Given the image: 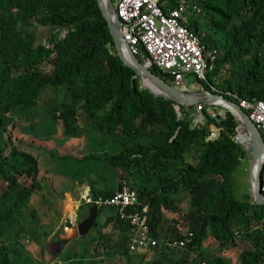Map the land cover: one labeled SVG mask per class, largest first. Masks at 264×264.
<instances>
[{
    "label": "trees",
    "instance_id": "1",
    "mask_svg": "<svg viewBox=\"0 0 264 264\" xmlns=\"http://www.w3.org/2000/svg\"><path fill=\"white\" fill-rule=\"evenodd\" d=\"M197 3L200 12L189 17L188 27L203 45L219 51L201 89L238 104V98L264 100V0ZM36 24L56 29L48 42L36 43ZM150 70L163 78L155 67ZM199 107L202 126L196 106L176 105L141 88L136 72L118 55L98 0H0V264H36L21 240L28 229L43 227L30 199L41 189L45 160L39 168L38 158L47 156L45 147L34 150L13 138L17 126L38 127L41 137H82L81 156L49 149L50 170L70 182L88 181L93 198L119 190L121 172L159 242L194 234L185 250L160 246L151 250V259L141 255L136 261L137 253L129 251L133 227L116 209L101 205L92 227L97 235L84 252L63 258L92 263L93 251L102 249L98 254L115 252L125 264H230L205 251L210 234L219 252L239 251V264H264V205L239 199L234 191L235 172L248 157L234 140L239 121L229 111L219 119L209 107ZM212 125L220 135L207 140ZM19 140L28 148L21 149ZM166 211L178 217L179 227L166 231ZM103 214L110 232L98 228Z\"/></svg>",
    "mask_w": 264,
    "mask_h": 264
},
{
    "label": "built area",
    "instance_id": "2",
    "mask_svg": "<svg viewBox=\"0 0 264 264\" xmlns=\"http://www.w3.org/2000/svg\"><path fill=\"white\" fill-rule=\"evenodd\" d=\"M114 3L124 39L149 69L155 67L162 74V79L182 92L191 91L188 90L191 80L207 82V73L216 62L219 51L203 45L188 27L189 17L200 12L197 0H177L174 6L171 0H115ZM238 99L239 106L261 134L264 133V100ZM210 114L215 117L219 113ZM219 135L220 129L212 125L207 140H215ZM262 182L264 193V172ZM81 199L88 204L114 208L121 219L131 224L129 251L132 253L142 254L160 246L185 250L193 242V232L163 243L154 238L150 233L146 208L143 211L138 209L143 206L142 202L125 181L110 197L93 198L86 191Z\"/></svg>",
    "mask_w": 264,
    "mask_h": 264
},
{
    "label": "rangeland",
    "instance_id": "3",
    "mask_svg": "<svg viewBox=\"0 0 264 264\" xmlns=\"http://www.w3.org/2000/svg\"><path fill=\"white\" fill-rule=\"evenodd\" d=\"M115 1V0H114ZM33 31L36 32L37 35V44L39 42L46 43L48 39L56 29L51 26H44L36 24L32 27ZM59 36L64 35V30L57 31ZM202 82H196L191 80L189 83L188 90L196 91L197 89H201ZM198 110V106H196ZM210 113L217 112L222 115H225L227 109L222 106L211 105L209 106ZM44 113V111L42 112ZM196 122L202 123L204 121V116L201 112L196 111ZM20 125V124H19ZM39 130L36 127L35 130H30V128H24L21 126H17L14 128L12 137L23 138L25 142L29 143L34 150H41L43 147L45 150V154L51 160H46V157H43V154L39 156L38 167L40 168V164L44 161V167L40 169L38 174V179L40 180L41 189L36 190L31 196V204L40 212L41 215V223L43 225L42 228L38 230H30L26 231V237H24L21 241V246L24 249L25 255L30 257L34 263L39 264H76L79 262L80 257H72L70 256L68 259L63 258L65 255H69L76 251L78 254L85 251L83 246L91 242V237L95 234L96 228H91V233L85 236H78L71 239L67 245L63 248V250L57 255V257L52 260L50 263H46L43 260V251L47 253H51L54 250L55 244L54 242L57 240L59 235L66 236L70 235L73 229L78 225V223L87 215L88 211L85 208H88L87 205L81 206L82 194L86 191L90 192V185L88 181H84L83 183H79L77 181L70 182L66 177L62 176L59 173L53 172L50 170L54 166L53 158L50 156L49 149L55 147L56 151L60 154H73L77 156H81L85 149L84 140L82 137H69L62 138L57 133L56 135L46 134L41 137V133H37ZM36 132V133H35ZM243 134H246L244 132ZM19 140L18 146L21 149H27L25 142ZM38 147H41L40 149ZM38 148V149H35ZM95 152H100L99 146H94ZM54 154H56L54 150ZM252 162V156L248 155L246 159H244L240 166L237 168L235 172V195L239 199H244L246 196L252 195V178L250 172V166ZM121 172L118 173V183L125 181L120 177ZM4 184L0 182V191L3 189ZM84 188V189H83ZM116 190L118 186L115 187ZM251 201L253 198L250 199ZM82 203V204H81ZM104 212V211H103ZM165 217H164V215ZM163 218L165 220L166 231L172 227H179L181 225V221L178 217L168 211L163 212ZM105 214L99 216V226L98 228L103 229V232H110L111 227H107L105 222L107 218L104 217ZM93 227V226H92ZM61 240L60 238L58 239ZM58 241V242H59ZM8 245V244H7ZM61 246V243H60ZM204 248L210 255L215 254L220 256L226 260H229L230 264H239V251L236 249L229 251H218V243L208 234L204 240ZM104 252V250L93 251V261L92 263H83V264H125V260L115 252L111 254L99 253ZM136 261H139L141 255H146V260L152 258L153 253L151 251L136 254Z\"/></svg>",
    "mask_w": 264,
    "mask_h": 264
},
{
    "label": "water",
    "instance_id": "4",
    "mask_svg": "<svg viewBox=\"0 0 264 264\" xmlns=\"http://www.w3.org/2000/svg\"><path fill=\"white\" fill-rule=\"evenodd\" d=\"M98 3L103 15L108 22L110 32L115 41V47L117 49L118 55L126 65L131 67L136 72L140 78L141 88L149 90L156 97H163L174 102L176 105H182L185 107L199 105L204 107H209L211 105L220 106L216 101H222L228 106L224 108L227 109V111H229L239 121V125L236 128L238 134H243L247 131L249 135L247 143L238 141L236 140V136L234 137V140L247 151L248 155L252 156V162L250 166L252 178V195L246 196L244 199L250 200L253 198L252 203L254 205H264V194L262 192V175L264 172V138L254 122L250 120L245 110H243L238 103L224 97L219 93H213L209 91L182 92L166 82L160 76L154 74L148 68V66L132 52L129 43L124 39L114 0H98ZM143 79L149 80L162 93H155L148 87H145L143 85ZM189 95L191 98H188ZM222 116V114H218L219 119L222 118ZM200 126H202V123ZM255 164L257 166L256 174L254 175L253 167ZM98 210L99 206L97 204L89 206L87 215L78 223L70 235H59L57 240L54 242L55 247L51 253L46 254V251H43V260L46 263H50L57 257V255L63 250V248L71 239L78 236L87 235L97 219ZM59 238L61 239L60 241L58 240Z\"/></svg>",
    "mask_w": 264,
    "mask_h": 264
},
{
    "label": "bare ground",
    "instance_id": "5",
    "mask_svg": "<svg viewBox=\"0 0 264 264\" xmlns=\"http://www.w3.org/2000/svg\"><path fill=\"white\" fill-rule=\"evenodd\" d=\"M143 85L145 86V87H148L149 89H151L153 92H155V93H162V92H160V90H158L149 80H147V79H143ZM188 98H191V96L189 95L188 96ZM217 102V104H219L220 106H222V107H228L224 102H222V101H216ZM248 137H249V135H248V132L246 131V134H238L237 136H236V140H238V141H242V142H244V141H248ZM256 164L254 165V167H253V174L255 175L256 174Z\"/></svg>",
    "mask_w": 264,
    "mask_h": 264
},
{
    "label": "clouds",
    "instance_id": "6",
    "mask_svg": "<svg viewBox=\"0 0 264 264\" xmlns=\"http://www.w3.org/2000/svg\"><path fill=\"white\" fill-rule=\"evenodd\" d=\"M166 82H167V81H166ZM199 91H202V90H201V89H200V90H198V89L196 90V92H199ZM198 112H199V111H198ZM202 123H203V122H202ZM92 205H93V204H92Z\"/></svg>",
    "mask_w": 264,
    "mask_h": 264
},
{
    "label": "crops",
    "instance_id": "7",
    "mask_svg": "<svg viewBox=\"0 0 264 264\" xmlns=\"http://www.w3.org/2000/svg\"><path fill=\"white\" fill-rule=\"evenodd\" d=\"M84 189V188H83Z\"/></svg>",
    "mask_w": 264,
    "mask_h": 264
}]
</instances>
